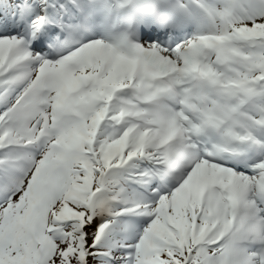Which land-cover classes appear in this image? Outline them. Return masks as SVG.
<instances>
[{
  "label": "snow or ice",
  "instance_id": "snow-or-ice-1",
  "mask_svg": "<svg viewBox=\"0 0 264 264\" xmlns=\"http://www.w3.org/2000/svg\"><path fill=\"white\" fill-rule=\"evenodd\" d=\"M0 264H264V0H0Z\"/></svg>",
  "mask_w": 264,
  "mask_h": 264
}]
</instances>
